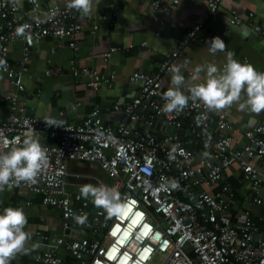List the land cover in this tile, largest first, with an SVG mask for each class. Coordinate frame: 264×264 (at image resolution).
Instances as JSON below:
<instances>
[{"label":"built area","instance_id":"obj_1","mask_svg":"<svg viewBox=\"0 0 264 264\" xmlns=\"http://www.w3.org/2000/svg\"><path fill=\"white\" fill-rule=\"evenodd\" d=\"M44 1L0 0V61L4 62L0 65V81L7 75L15 86L7 97L12 103L17 102L18 92L25 91L24 76L35 44L54 37L66 40L75 52L80 50L78 34L83 26L78 12L55 0L44 12ZM21 2L30 5L29 11L20 10ZM152 5L156 9L165 7L164 0H152ZM223 5L224 0H208L206 16L188 28L184 45L194 41L197 32L216 18ZM254 17V12H249L248 18ZM244 21L245 16L234 10L228 24ZM251 26L264 37L261 25ZM20 27L25 29V36L17 35ZM97 28L94 25L93 31ZM17 39L23 41V54L16 69L9 52ZM184 45L168 54L155 74L137 70L130 75L140 93L124 105L114 104V110L122 114L115 126L102 119L99 107L91 109L78 124L59 119L62 127H50L24 113H12L8 118L0 114V151H7L5 145L15 138L22 140L28 128H34L39 138L52 141L41 143L47 150L48 166L35 184L21 183L0 191L25 188L61 211L60 234L36 233L48 243V248L36 256L37 264H67L63 252L72 257L69 264H152L157 255L165 258L161 264H264V229L250 210L235 212V191L225 177L234 164H239L250 185L246 199L264 206V171L255 164L258 161L264 166V125L245 131V141L237 147L227 113L208 110L192 100L180 112H163V76L170 73L177 60L181 69L188 66L180 53ZM120 49L112 47L105 58ZM231 53L236 60L249 64L247 58L238 59ZM72 69L76 77L88 75L90 87L111 81L88 68L73 64ZM158 120L168 128L162 138L133 127L137 122L152 126ZM177 130H185L186 135ZM192 145L199 148V154ZM70 162L100 166L112 182L96 177L87 183L115 188L126 198L120 215L109 217L81 197L80 191L69 190ZM216 186L219 189H212ZM3 209L0 202V212ZM81 213H87L83 225L73 219L74 214Z\"/></svg>","mask_w":264,"mask_h":264},{"label":"crops","instance_id":"obj_2","mask_svg":"<svg viewBox=\"0 0 264 264\" xmlns=\"http://www.w3.org/2000/svg\"><path fill=\"white\" fill-rule=\"evenodd\" d=\"M67 7V0H55ZM45 0L43 11L53 4ZM165 7L156 9L152 0H94L90 16L78 12V20L83 28L78 34L80 50L75 52L66 40L47 37L35 44L31 50L29 71L24 76L25 91L18 92L16 103L7 99L15 91L7 75L0 81V114L8 118L12 113H24L44 121L45 117L63 119L78 124L84 120L91 109L101 108L102 119L107 124L116 125L121 119V111L114 110V104L130 102L139 95L140 87L130 80L134 71L155 74L166 59L178 46L187 41V30L194 22L208 12V0H164ZM30 5L21 2L20 10L29 11ZM75 10V9H72ZM245 16L243 24H228L232 12ZM254 12L253 19L248 18ZM0 17V24H1ZM251 24H259L264 29V0H224L219 14L207 22L205 28L197 32L194 41L182 46L181 55L188 60V66L181 69L179 60L174 65L181 69L186 80L190 78L198 64L215 63L223 67L227 53L234 52L236 58H247L249 64L258 71L264 70V37L257 33ZM98 25L93 31V26ZM219 36L226 44L223 52L212 54L208 50V41ZM143 42H147L142 46ZM114 46L121 49L106 59V52ZM23 41L17 39L10 45L9 59L13 65L22 57ZM74 61V62H72ZM79 69L88 68L110 77V82L101 83L96 88L88 86V75L75 76L72 66ZM204 76V73H201ZM164 90L171 86V73L163 76ZM187 93L185 89H182ZM108 108V109H106ZM227 113L233 125L234 144L240 147L244 133L255 126L264 125V111L259 114L239 110L237 105L220 110ZM138 131L149 130L162 138L168 128L163 120L152 126L143 122L133 124ZM182 136L185 130H177ZM40 143H51L48 138H39ZM194 150L199 149L191 146ZM198 154L199 150H196ZM257 167L264 171V166L255 161ZM100 171L106 173L98 164L70 162L68 170V188L77 192L81 184L93 182L100 178ZM107 176V175H106ZM225 177L235 191L234 203L239 210H250L255 222L264 229V206L256 205L246 199L250 195L249 183L243 178V170L234 164ZM212 189H219V186ZM76 190V191H75ZM2 207H22L27 215L26 231L30 239L26 244L27 252H21L11 260L12 264H37L36 256L42 254L48 243L37 236V231L49 235H58L61 231V211L43 203L40 194L30 193L25 188L8 190L0 194ZM93 206V204H92ZM88 235L87 231H84ZM37 245V247H33ZM68 261L69 254L63 252Z\"/></svg>","mask_w":264,"mask_h":264},{"label":"clouds","instance_id":"obj_3","mask_svg":"<svg viewBox=\"0 0 264 264\" xmlns=\"http://www.w3.org/2000/svg\"><path fill=\"white\" fill-rule=\"evenodd\" d=\"M94 0H67L68 9H75L84 16H90ZM18 36H25V29H17ZM31 40V37H26ZM210 53L223 52L225 42L219 37L208 41ZM0 61V65H3ZM171 86L163 93L162 111L180 112L187 107L189 100L199 101L208 110L220 111L232 107L259 114L264 111V71H258L253 65L236 60L228 52L223 67L214 62L198 64L189 79L181 69L173 65L169 68ZM204 73V76H201ZM185 89L188 94H185ZM48 126L62 127L63 122L51 117L44 118ZM34 128H28L20 137L10 141L7 151H0V191L11 189L21 183L35 184L41 171L48 166L46 148L40 143ZM80 196L103 209L109 217L118 216L126 207L127 199L115 189L106 185L95 186L91 183L80 187ZM78 224L87 222V213L73 215ZM27 215L22 207H5L0 212V264H11V260L21 252H27L26 244L30 233L26 231ZM37 247V245H33Z\"/></svg>","mask_w":264,"mask_h":264},{"label":"rangeland","instance_id":"obj_4","mask_svg":"<svg viewBox=\"0 0 264 264\" xmlns=\"http://www.w3.org/2000/svg\"><path fill=\"white\" fill-rule=\"evenodd\" d=\"M100 176L107 182V183H111L112 180H110V178L108 176H106L103 172L100 171ZM76 191V190H75ZM165 260L164 256L162 255H157L152 264H161L163 263V261Z\"/></svg>","mask_w":264,"mask_h":264}]
</instances>
